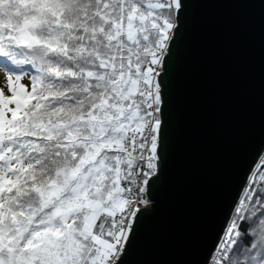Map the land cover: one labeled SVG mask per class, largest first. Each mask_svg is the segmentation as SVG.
Returning <instances> with one entry per match:
<instances>
[{
    "label": "snow or ice",
    "instance_id": "obj_1",
    "mask_svg": "<svg viewBox=\"0 0 264 264\" xmlns=\"http://www.w3.org/2000/svg\"><path fill=\"white\" fill-rule=\"evenodd\" d=\"M189 2L0 0V264H124L163 169ZM205 264H264V149Z\"/></svg>",
    "mask_w": 264,
    "mask_h": 264
},
{
    "label": "water",
    "instance_id": "obj_2",
    "mask_svg": "<svg viewBox=\"0 0 264 264\" xmlns=\"http://www.w3.org/2000/svg\"><path fill=\"white\" fill-rule=\"evenodd\" d=\"M152 207L124 264H205L264 149V0H190L166 69Z\"/></svg>",
    "mask_w": 264,
    "mask_h": 264
},
{
    "label": "rangeland",
    "instance_id": "obj_3",
    "mask_svg": "<svg viewBox=\"0 0 264 264\" xmlns=\"http://www.w3.org/2000/svg\"><path fill=\"white\" fill-rule=\"evenodd\" d=\"M6 76H7L6 71L0 68V88H3L4 90H6L8 87L6 82Z\"/></svg>",
    "mask_w": 264,
    "mask_h": 264
},
{
    "label": "trees",
    "instance_id": "obj_4",
    "mask_svg": "<svg viewBox=\"0 0 264 264\" xmlns=\"http://www.w3.org/2000/svg\"><path fill=\"white\" fill-rule=\"evenodd\" d=\"M3 69V68H2ZM22 82H24L25 84H27L28 83V77L27 76H25L24 78H23V81ZM5 91V93L7 94L8 93V91H9V89H8V87H7V89L6 90H4Z\"/></svg>",
    "mask_w": 264,
    "mask_h": 264
}]
</instances>
